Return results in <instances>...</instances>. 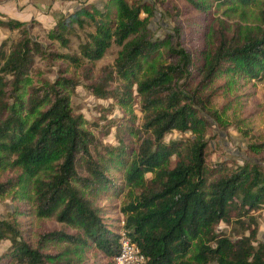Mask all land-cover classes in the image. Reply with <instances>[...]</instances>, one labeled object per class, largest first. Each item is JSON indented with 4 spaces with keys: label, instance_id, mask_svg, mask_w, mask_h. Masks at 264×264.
I'll return each instance as SVG.
<instances>
[{
    "label": "trees",
    "instance_id": "1",
    "mask_svg": "<svg viewBox=\"0 0 264 264\" xmlns=\"http://www.w3.org/2000/svg\"><path fill=\"white\" fill-rule=\"evenodd\" d=\"M177 1L187 9L209 8L206 0ZM213 1L249 6L256 0ZM111 4L113 12L107 11V4L95 13L88 6L81 8L93 31L80 44V56H53L85 68L87 88L95 97L138 104L139 142L133 146L126 140L127 132H135L129 118L120 123L111 119L105 129H98L104 136L115 127L116 145L103 143L86 127L83 115L72 112L67 93L78 85L76 79L62 76L28 85L42 47L21 36L8 52L0 48V170L20 171L0 182V194L32 179L36 215L74 229L49 231L41 241L63 242L69 253L93 249L103 255L98 264H115L122 239L136 247L143 258L140 264H264V242L257 240L253 216L264 205V165L247 159L209 160L208 122L202 112L214 93L199 90L223 73L264 76V9L256 28L220 31L204 58H194L179 44L165 54L176 60L153 68L146 63L163 57L159 54L163 41L153 39L140 17L143 4L139 0ZM72 17L82 25L83 19ZM70 21L60 20L49 37L66 45ZM0 26L18 29L21 22L0 19ZM112 44L120 47L113 64L97 71L96 62ZM196 75L199 81L192 87ZM172 131L194 136L166 140ZM259 158L264 160V155ZM113 171L120 176H112ZM126 187H134L136 193L120 208L123 219L103 217L106 207L99 202L118 198ZM221 222L243 226L248 234L230 237L217 230ZM2 239L10 246L0 255V264H83L81 259L42 251L41 241L32 247L12 221L0 219Z\"/></svg>",
    "mask_w": 264,
    "mask_h": 264
},
{
    "label": "rangeland",
    "instance_id": "2",
    "mask_svg": "<svg viewBox=\"0 0 264 264\" xmlns=\"http://www.w3.org/2000/svg\"><path fill=\"white\" fill-rule=\"evenodd\" d=\"M132 1V0H128ZM143 4L140 17L145 19L152 32L153 39L162 40L158 57L147 66L156 67L159 63H169L176 60V56L167 54L171 46L179 44L189 49L193 57L204 58L213 50L217 35L226 30L229 34L240 27L242 32L254 29L260 22L259 11L264 9V0H256L249 6L237 4L218 5L213 0H206L209 8L206 12L186 7V4L177 0H139ZM114 11L115 6L111 0H0V19H15L21 22V28L6 29L0 26V48L8 52L21 36H27L33 42L42 47V52L35 55L34 71L30 74L28 85L40 84L43 80L54 82L59 77H72L78 81L74 90L68 91L70 107L73 113L82 114L87 121L86 127L91 129L103 143L116 145V129L111 128L110 133L102 136L98 129L106 128L105 125L111 119L129 118L134 123V133H126V140L135 146L141 133L136 132L142 122V113L138 104L120 105L113 99L97 98L87 88L90 83L86 79L87 70L76 67L67 60L53 56L54 53H65L80 56V44L85 42L89 32L93 31V24L85 15L84 7L95 10ZM147 8V9H145ZM75 15L83 19L82 25L75 22ZM70 20L65 33L66 45L49 37V32L56 28L60 20ZM176 33H179L177 36ZM119 46L112 44L103 57L96 62V70L112 65L117 56ZM199 81L196 75L192 81L194 87ZM28 85L25 86L27 92ZM200 92L214 93L212 103L208 105L202 116L207 120L205 134L208 140V158L211 161L233 158L239 163L242 159L261 162L264 155V76L257 78L247 77L245 74L223 73L218 75L211 84L200 87ZM97 127V128H95ZM193 137V133L181 134L177 131L168 133L166 140ZM256 159V160H255ZM20 171L0 170V182L5 181ZM114 177L120 175L111 172ZM151 174H146L150 177ZM116 182H119L116 178ZM136 190L134 187H126L118 198H106L100 201L106 210L101 212L106 219H123L120 208L133 199ZM32 190V179L18 186L9 187L0 194V219L12 221L21 230V235L32 247L41 243L42 251L60 255V258L71 256L81 259L83 264H98L103 261V255L93 249L84 251H67L63 242L41 241V236L52 230H63L73 233L65 224L59 223L53 218H42L36 215ZM258 224L257 240L264 242V205L253 213ZM114 223H118L113 221ZM218 231L224 232L230 237L247 235L248 231L238 224L226 225L221 222ZM41 241V242H40ZM10 246L8 239L0 240V255ZM73 249V246H69Z\"/></svg>",
    "mask_w": 264,
    "mask_h": 264
},
{
    "label": "built area",
    "instance_id": "3",
    "mask_svg": "<svg viewBox=\"0 0 264 264\" xmlns=\"http://www.w3.org/2000/svg\"><path fill=\"white\" fill-rule=\"evenodd\" d=\"M122 248L118 256L115 257V264H140L143 261L138 255L136 247L127 239H122Z\"/></svg>",
    "mask_w": 264,
    "mask_h": 264
}]
</instances>
